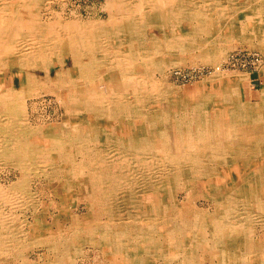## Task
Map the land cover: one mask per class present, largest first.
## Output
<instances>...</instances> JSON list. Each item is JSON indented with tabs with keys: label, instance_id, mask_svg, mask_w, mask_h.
Returning <instances> with one entry per match:
<instances>
[{
	"label": "bare ground",
	"instance_id": "6f19581e",
	"mask_svg": "<svg viewBox=\"0 0 264 264\" xmlns=\"http://www.w3.org/2000/svg\"><path fill=\"white\" fill-rule=\"evenodd\" d=\"M250 1L251 3L255 1V5L259 4L256 0H139L134 7L125 9L127 6L125 0H114L109 4L108 11L111 12V18L106 27V25L97 26L99 23L97 25L75 23V26L54 22L40 23L37 12L33 9L25 16L21 12V9H25L24 7L29 8L31 3L38 4L36 0H0V66L9 73L11 81L8 87L0 86L2 103H15L18 101L17 96L23 99L27 90L26 86L37 83L35 72L43 70L44 79L47 81L51 78L49 70L53 69L57 83L62 82L74 87L77 83L80 84L78 81H81L83 77L84 80L86 77L88 81L97 79L103 83L107 91V94H101L99 97L101 100L96 101L97 103L107 108L112 101L119 103L122 110H125L121 113L122 118L126 116L141 119L143 131H149L150 135L154 133L159 138L158 141L153 140L150 144L152 146H145L146 144L143 143L142 146L135 148L137 154L143 159L146 158L143 161L144 168H147L145 171L140 172L136 169L138 172L133 175L126 171L127 169L125 170L128 166L126 162H121L118 166L123 172L126 171L125 175L128 178L126 181L142 180L143 187H133L135 193L131 192L128 197H124L125 199L119 198V203L113 207L114 209L105 207L103 216L93 213V198L89 192L88 212L91 221L86 219L83 225L76 222L70 228V230L75 229V233L82 230L79 235L67 236L65 239L63 237L66 234L42 237V241H45L47 245L59 247V249H53L58 254L47 264H76L73 257L81 252L80 246H77L79 242L92 244L105 258L115 261L116 264H150L153 257L163 259L167 257V260L169 258L174 260L176 257L178 260L181 257L182 260L191 264L195 257H205L203 252L216 259L217 264L245 263L246 256L252 253L251 246H255V236L250 225L260 213L258 211L261 209L264 211V189L261 188L258 193L264 179L242 181L232 178V175L240 174V167L234 162V154L223 156L221 153L227 149L225 147H230L229 140L217 139L212 143L210 140L207 141V138L199 136L203 135L205 126L213 119L225 117L231 121L255 118L264 120V81L262 93L257 94V99L260 100L258 104L262 105V110L257 112L250 110L252 104L245 102L243 104L240 100L234 99L235 102L232 105H225V103L221 105L212 96L203 97L192 103L186 102L182 110H174V104L168 102L172 109L164 110L165 107L162 106L164 108L162 109L160 104L163 99H166L158 94L159 85L157 86V83L149 85L143 81V77L150 76L149 70L156 71L168 66V58H163L161 61L158 59L163 51H188L199 47L206 54L212 43L216 47L220 43L243 35L244 33L241 34L238 27L239 21H252L255 28L247 34L258 37L262 42L264 34L256 30L264 31V0H261L259 7H243L238 11L234 9ZM236 13L241 17L232 16ZM116 23L120 25L116 26ZM89 27L93 30L89 31ZM145 28H150L151 34H146ZM127 46H130L129 52ZM74 47L79 48L77 56L72 52ZM205 56H207L206 59L211 60L208 55ZM169 60L172 59L169 58ZM141 63H144L142 67L146 72H140L138 66ZM147 63L151 65L147 66ZM175 63L177 65L180 62L175 60ZM117 66H121L118 73L115 72ZM129 68H132L133 72L128 73ZM30 70L35 75H30L28 73ZM82 72H85V76L80 75L83 74ZM140 73H142L141 76ZM148 89L152 92H146ZM76 92L75 95H78ZM93 92L92 95H98V91ZM235 93L236 91H233V94ZM15 106V111L10 110L14 113L12 112L9 116L16 123L21 122L20 127H24L26 122L21 119L24 116V107L20 104ZM87 112L91 114L90 110ZM180 119L186 120L184 132L177 130V137L172 144L162 141L164 139L162 135L165 132L162 126L166 124L167 127L169 126L167 123L172 121V127L179 129ZM1 122L4 121L0 120V124ZM241 124L234 122L225 131L218 132L227 137L233 136L237 130L236 126ZM215 125L218 126V124ZM41 130L39 133L42 134ZM79 131H81L80 128ZM195 135H199V138L196 139ZM48 137L51 140H47V143L43 145L37 143L35 138L32 139L33 137L24 138L23 136L21 142L20 139H7L5 146L0 150V159L12 164L13 169L15 168V171L19 173L16 188L26 192L23 193L26 198L21 195L26 201L32 200L26 187L31 172L29 158L43 161L44 166L56 163L57 161H54L56 159L60 162V166L56 164L54 168L57 174H62L65 178L71 174L72 179L76 175L74 155L77 151L81 159H90L85 154L84 147L69 152L64 142L58 140L59 138L55 139L49 135ZM143 141L145 142V139ZM208 142L215 147H211ZM147 159L150 161L146 162ZM252 165L255 167L254 170L258 171L256 167L259 165L254 163ZM250 174L253 173L250 172L248 175ZM84 177L86 180L88 175H83L82 178ZM195 181H199L203 186V191L197 196L192 195L194 191L191 188L192 182ZM148 183L151 185L148 186ZM254 186L257 191L252 188ZM62 188L69 189L67 185ZM178 191L185 192L184 200L181 202L173 197V194ZM258 195L262 197L261 200L258 199ZM147 196L150 201L143 205L142 198ZM3 197V191L0 188V264H16L18 257L15 253L19 251L21 241L28 232L22 227L23 223L19 226L15 224L16 218L9 215L10 212L3 214ZM199 197L209 204V209H195V202ZM262 229L264 232V225ZM249 258V264H264V260L261 261L260 258ZM19 264L30 263L22 260Z\"/></svg>",
	"mask_w": 264,
	"mask_h": 264
},
{
	"label": "rangeland",
	"instance_id": "374dc122",
	"mask_svg": "<svg viewBox=\"0 0 264 264\" xmlns=\"http://www.w3.org/2000/svg\"><path fill=\"white\" fill-rule=\"evenodd\" d=\"M36 1L38 4L34 5L31 3L29 8L24 7V10L21 9L22 15L25 16L28 15V13L30 14L33 9V11L37 12V17L40 19V23L50 24L54 22L58 24H72V26H75V23L93 25H97L99 23L97 26L106 25V27L108 26L107 24H109V20L111 18V12L108 11L110 10L109 4L114 2V0ZM138 1L139 0H125L127 3L125 9L127 7H134L137 5ZM256 1H258L259 4L262 3L261 0ZM243 4L240 5L242 7H236L234 9L238 11L243 7H259V4L255 5V1H252V3L251 1L245 2ZM232 16L236 18L241 17L238 13L233 14ZM118 25H120V23H116V26ZM238 27L241 34L244 33L243 35L237 38L229 39L228 41H225V43H220L216 47L212 43L210 45V49L208 50L210 53L207 51L205 54V51L202 48L196 47L192 50L189 49V52L186 50H174L173 52L163 51L162 54H160L161 57L158 56L159 61L163 58H168V66L159 68L156 71L149 70L150 76H148V78L143 77V81H146L149 85L155 83H157V86L159 85L158 94L166 99H163L160 104L162 109H164L163 107H165L164 110L172 109L169 107V104L173 103L174 110H182L186 102L192 103L203 97L212 96L221 105L224 103L225 105H232L233 102L240 100L243 104H252L250 106V110L252 111L257 112V110H262V105L258 104L260 100L257 99V96L262 93V83L264 81V40L260 42L258 37L248 36L249 33L247 34V32H252L255 28V24L252 21H239ZM89 28V31L93 30L92 27ZM256 31L264 34V31L262 30ZM145 33L151 34L150 28H145ZM77 47H74L72 50L73 54L76 56L79 52L77 51L79 50ZM127 49L129 52L130 46H127ZM205 55H208L211 60L206 59L207 56ZM69 56L71 57L70 53ZM169 58L172 60H169ZM175 60L180 63L176 65ZM139 65L140 66H137L140 67V72H146L145 69L143 70L144 63ZM150 65V63H147V66ZM117 67L119 70L115 69V72L118 73L121 66ZM124 67L128 68L126 66ZM128 70V73H131V71L133 72L132 68H129ZM28 73H30V75L34 74L32 70L28 71ZM35 73L37 74H34L37 83L26 86L28 91L25 90L26 93L23 99L17 96L18 101L10 104H4L0 101V120L4 121L0 124V150H2L3 146H5V141H8L11 138L20 139L21 142L23 136L24 138L33 137L32 139L35 138L37 143L43 145L47 143V140H51L48 139L49 135L55 139L59 138L58 140L64 142V145L66 146L65 148H68L67 150L69 152H71V150L73 152L74 149L79 150L81 147H84L86 150L85 154L89 156L90 159H81V156L77 151V154L74 155V164L76 167L74 165L73 166L75 167L74 171L76 175L73 180L70 176L71 174L68 176L69 179L65 178L62 174H57L54 168L56 167V164L60 166V162H58V160L55 159L54 161H57L56 163L45 164L47 166H44L43 161L35 158H29V164L31 166V172L29 174L30 180L27 184H25L32 200L28 201L23 199L21 196H24L26 192H22L16 188V186H18L16 185L17 181L20 177L19 173L15 171V168L13 169L12 164L9 162H3V159H0V188L2 189L4 196V205L2 206L3 214L6 215L10 212L9 215L15 216L16 218L15 224L19 226V224L23 223L22 227H24L26 232H28L26 237L21 241L19 251L15 253V256L19 259H15L16 264L22 263V260L30 264H47L49 260L54 258L58 254V252L56 253L54 250L59 249V247L49 246L45 243V241H42V237L45 235L66 234V236L63 237L64 239L67 238V236L71 237L79 235V232H82V230H78L79 232L75 233V229L73 228L74 230H70V228L73 223L78 222L83 225V222L87 220L91 221L89 219L90 213L88 212L90 208L88 207L89 192L93 198V213H99L103 216L106 211L105 207L106 209H114L113 207L119 203V198H126V196L128 197L131 192L135 193L134 191L137 186L143 187L144 182L142 180L126 181L128 178L125 173L128 171L135 175V173L138 172L137 170H140V172L145 171L147 168H144L145 165H143V161L146 158L143 159L141 155L137 154L135 152V148L136 146H142L143 143L146 144L145 146H149L152 144L153 140H159L158 136L154 133L150 135L149 131H143L141 119L126 116H123L122 118L121 113L125 110H122L123 108L119 103L112 101L109 108L97 103L96 101L101 100V98H99L101 97V94H107L103 83L97 79L88 81L85 77V81L83 77L81 81H78L80 84L77 83L76 87H74L65 83L62 84V82L57 83L53 69L49 70L51 78L47 81L44 79L43 70H37ZM82 73L83 74L80 75L85 76V72ZM141 75L142 73H140V76ZM10 84L11 81L9 73L0 66V86L8 87ZM76 89L78 92H76ZM93 91H98V95H92L91 93H94ZM233 91H236V93L233 94ZM75 92L78 95H75ZM146 92L151 93L152 91L148 89ZM229 92L233 94V96L230 97L231 94ZM1 94L2 92L0 91V97ZM89 97L92 98L90 99ZM16 104H20L24 107V116L21 117V119L26 122L24 127H20L21 122L17 121L16 123V121H13L9 116L13 111H15ZM12 109L13 111H10ZM88 109L91 111V114H88ZM213 120L205 126L203 135H195L196 139L203 136V138H207V141L210 140L212 143L217 139L223 141L229 140L228 146L230 147H225L227 149L221 153L223 156H231L234 154V162H236V165L240 167V174L238 176L232 175L231 177L234 179H241L242 181L264 179V150H262L264 149V120H257L255 118L245 119L243 121L241 119L231 121L225 117ZM179 121L181 122L179 129L172 127V121L167 123L169 126L166 127V124L165 126H162L163 129L165 128V132L162 135V138L164 139L162 141L172 144L177 137L176 131L179 130L178 132H184L183 130L186 128L184 127L186 120L181 121L180 119ZM7 122L9 126L6 124ZM74 122L76 123L74 124ZM144 122L147 124L146 120H144ZM234 122H239V124L242 123L241 125L236 126L237 130L235 135L227 137V135L225 136L218 132L222 130L225 131L228 127H231V124ZM162 124H164V121H162ZM215 124H218V126ZM78 125L81 131H79ZM19 127L21 128L20 130ZM26 128L27 130H25ZM257 129L261 135L258 133ZM260 129L262 131H260ZM40 130L42 131V134L39 133ZM32 132L35 136H32ZM144 139L145 142L143 141ZM209 145L211 146L212 144L209 143ZM249 157L257 158L254 159ZM147 161L150 160L147 159L146 162ZM121 162H126L128 165H126L127 168H125V170H127L124 172L118 167ZM39 163L42 164L39 165ZM253 163L259 165L256 167L258 171L254 170L255 167L252 165ZM61 166L68 167L65 165ZM148 172L150 173L149 170ZM250 172L253 174L248 175ZM63 174L65 173L63 172ZM83 175H88V178L84 180L85 177L82 178ZM139 176L142 179V176ZM78 178L80 179L79 181ZM49 182H51L50 185ZM259 183L260 182H258V184ZM60 185L62 187L67 185L69 189L64 190L66 188H62ZM150 185L151 183H148V186ZM263 186L264 182L261 183V187L259 186L258 193L261 188L264 189ZM12 188L17 192H15ZM191 188L194 191L192 193L194 196L199 195L201 191H203V186L199 181L192 182ZM252 188L256 190L255 186ZM184 193L185 192L183 191H178L173 194V197L177 201L181 202L184 200ZM14 196L19 197L15 198ZM24 197L26 198V196ZM258 199L261 200L262 197L258 195ZM149 201L150 198L148 196L144 199L142 198L143 205L148 204L147 202ZM106 203H108V205H105ZM195 204V209L199 208L198 210L210 208L209 204L204 202V199L200 197L196 200ZM258 212H260L259 214L264 218V211L261 209ZM259 214L250 225V227L253 228L255 236V246H251L252 253L246 256L247 260L244 264H249V257H257L260 258L261 261L264 260V232L262 229L264 219ZM158 228H156L157 231ZM80 241H82V239ZM57 243L60 242L57 241ZM77 246H80L81 252L73 257L76 264H116L115 261L105 258L101 251L97 247L92 246V244L79 242ZM62 248L63 247H61V249ZM51 249H54V253ZM203 254L205 257H195L191 264H217L216 259L210 257L206 252H203ZM166 258L163 259L160 257H153L150 264H165L166 262V264H189L186 260H182L181 257L178 258V260L176 259L177 257L174 258V260H170V258L167 260Z\"/></svg>",
	"mask_w": 264,
	"mask_h": 264
}]
</instances>
